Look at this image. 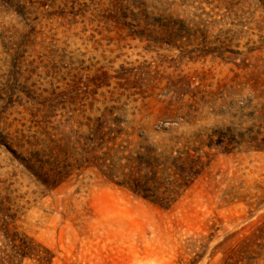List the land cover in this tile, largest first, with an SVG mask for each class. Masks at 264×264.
I'll use <instances>...</instances> for the list:
<instances>
[{
  "label": "rangeland",
  "instance_id": "1",
  "mask_svg": "<svg viewBox=\"0 0 264 264\" xmlns=\"http://www.w3.org/2000/svg\"><path fill=\"white\" fill-rule=\"evenodd\" d=\"M252 75L264 95V0H0V264H38L21 241L52 264H264V233L239 251L264 228V152L193 143L243 103L169 110Z\"/></svg>",
  "mask_w": 264,
  "mask_h": 264
},
{
  "label": "trees",
  "instance_id": "2",
  "mask_svg": "<svg viewBox=\"0 0 264 264\" xmlns=\"http://www.w3.org/2000/svg\"><path fill=\"white\" fill-rule=\"evenodd\" d=\"M258 81L259 79L252 75L245 83H236L230 86L224 85L217 92L204 93L201 97H199V94H192L190 96L191 103L178 106V103L182 102V97H180V100L175 105L172 102L169 103V107H174L175 111L173 112L171 109H168L172 115L175 114L177 116L179 113H182L185 117L192 119L201 107H207L210 103H220V105L233 110V106H235L233 100L238 99L243 103V107H241L243 113L234 114L231 111L223 113V116H226V114L231 116L233 122H230L228 126H223L221 129L211 130L209 134H204L207 137L206 140H203L201 135H196L193 143L199 145L198 150L207 148L210 152L219 150L224 153H231L235 150L243 149L264 152V104L261 105L259 103L264 95L259 93ZM246 90L251 91V97L244 96ZM254 102H256L255 106ZM246 110L250 111L244 114ZM246 125L250 126L247 127ZM190 151L191 149L186 152V156L179 154L177 158L172 159V163L170 164L169 169H172L175 176H177V181L173 185L176 192L185 191L190 188L199 176L200 170L198 168L203 166L202 158L190 154ZM193 151L197 154L195 149ZM206 155L210 156L208 153ZM153 176L157 179V173H153ZM138 184L136 183L135 185L133 182V186H136L133 188V191L153 201L156 200L154 195H150L151 189H147L149 183L145 185ZM156 184L159 185L158 183ZM174 203L175 201L170 200L164 203L162 207L167 208ZM263 233L264 228L259 227L251 236L243 241L239 246V251L252 248L253 244H255L257 239H260ZM15 251H17L16 258L20 256L34 259L38 264H52L53 257L49 251L44 249V253L47 254L46 256L39 252L34 253L36 251H33L31 242L21 241L19 245H15Z\"/></svg>",
  "mask_w": 264,
  "mask_h": 264
}]
</instances>
